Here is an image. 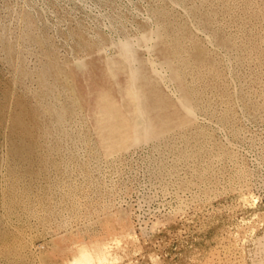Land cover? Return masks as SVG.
<instances>
[{
	"label": "rangeland",
	"instance_id": "rangeland-1",
	"mask_svg": "<svg viewBox=\"0 0 264 264\" xmlns=\"http://www.w3.org/2000/svg\"><path fill=\"white\" fill-rule=\"evenodd\" d=\"M0 264H264V0H0Z\"/></svg>",
	"mask_w": 264,
	"mask_h": 264
}]
</instances>
